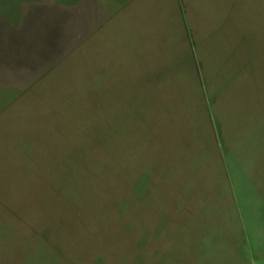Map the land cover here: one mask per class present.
I'll use <instances>...</instances> for the list:
<instances>
[{"label": "rangeland", "instance_id": "374dc122", "mask_svg": "<svg viewBox=\"0 0 264 264\" xmlns=\"http://www.w3.org/2000/svg\"><path fill=\"white\" fill-rule=\"evenodd\" d=\"M126 1L0 0V264H264V0Z\"/></svg>", "mask_w": 264, "mask_h": 264}, {"label": "crops", "instance_id": "0c3cea01", "mask_svg": "<svg viewBox=\"0 0 264 264\" xmlns=\"http://www.w3.org/2000/svg\"><path fill=\"white\" fill-rule=\"evenodd\" d=\"M131 1L133 0H127L126 4L128 5ZM184 4H187V2ZM181 7L182 5L179 6L180 9ZM28 9L29 8L24 9V10H28ZM180 28L182 29V37H183L182 42H184V33H185L186 36H185L184 46L189 49L190 56H193L192 55L193 54V43L190 42V39L187 33L188 29L187 27H184L182 22H180ZM195 44H196V40H195ZM153 46H157V45H153ZM191 48L192 50L190 51ZM206 108H207L208 116H209L208 120L210 121L211 126L213 127V122H212V118L210 117L211 114L209 111L210 109L208 108V106ZM184 147H187L185 151L180 152L179 150L178 155L176 156V163L179 167L177 171L180 170L179 172L181 174V177L177 178V181L175 179V183H174L175 188L178 189V195L175 194V201H174L175 205L174 206L176 207L177 210H175V214L173 217L176 223L181 222L180 218L181 216H185L184 214L186 215L190 214L192 217H196V219L198 217L201 228L205 230L207 228L206 222L208 223L209 221L207 217L209 214H206L205 208L211 207L210 205H212L211 201L213 199H216V200L220 199L218 190L220 188H223L225 184L228 185V182L230 180L228 169H227V166L225 165V159L222 158L221 154L217 151L218 148L216 147V145H214L215 150L209 151L208 155H204V154L196 155L195 153H192L194 151L193 149H189L187 145H184ZM194 152L198 153V150ZM184 169L187 172H185ZM190 170H192V173L189 174ZM181 172H184L185 174L184 177H183V173ZM184 178H186V181L183 180ZM191 188H192L193 194H192V197H189L188 195H186L187 193L186 190H189ZM228 188H229V185H228ZM188 199L190 201L194 200V203H196L198 207V213L193 214L194 212L193 207L190 212L187 211L186 206H187ZM179 200L185 204L184 212H182V210L180 209L181 206L179 205L180 203ZM225 201L232 202L230 192H229V196L226 198ZM211 214L214 217H216L215 214L213 213Z\"/></svg>", "mask_w": 264, "mask_h": 264}]
</instances>
